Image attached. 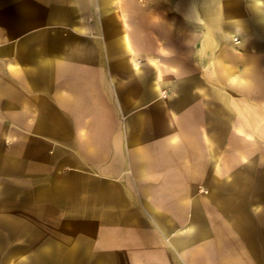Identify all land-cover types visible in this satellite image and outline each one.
<instances>
[{
  "label": "crops",
  "instance_id": "crops-1",
  "mask_svg": "<svg viewBox=\"0 0 264 264\" xmlns=\"http://www.w3.org/2000/svg\"><path fill=\"white\" fill-rule=\"evenodd\" d=\"M224 4L0 0V264H264V42Z\"/></svg>",
  "mask_w": 264,
  "mask_h": 264
},
{
  "label": "rangeland",
  "instance_id": "rangeland-1",
  "mask_svg": "<svg viewBox=\"0 0 264 264\" xmlns=\"http://www.w3.org/2000/svg\"><path fill=\"white\" fill-rule=\"evenodd\" d=\"M261 1L264 2V0ZM252 2L253 0H225V10H229L232 14H236L237 12L239 15L236 19H241L246 25L244 29L242 27L239 31H235V35L231 40V42L234 40L239 42V44L234 46L239 52H253L255 36L264 42V19H262L257 34L255 35L252 19L245 15L248 5L252 4ZM225 23H227V21H225Z\"/></svg>",
  "mask_w": 264,
  "mask_h": 264
}]
</instances>
